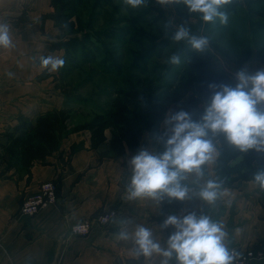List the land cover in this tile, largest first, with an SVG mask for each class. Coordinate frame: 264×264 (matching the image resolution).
<instances>
[{
  "label": "rangeland",
  "instance_id": "1",
  "mask_svg": "<svg viewBox=\"0 0 264 264\" xmlns=\"http://www.w3.org/2000/svg\"><path fill=\"white\" fill-rule=\"evenodd\" d=\"M48 8L32 23L26 20V11L20 13L17 24L33 27V39L28 40L34 45L19 51L13 66L0 70V174L14 171L9 167L12 146L24 124L65 106L73 110L71 128H85L82 131L89 133L99 160L117 159L106 147L112 133L101 118L116 89L138 78L149 79L160 90L158 101L135 111L134 118L144 116L145 120L126 128L127 152L137 153L145 139L155 153L161 151L157 135L164 131L165 113L173 111L163 106L183 66L192 61L189 54L181 51L182 47H190L187 42L172 39L179 25L187 27L191 34L208 38L212 63L223 76L226 72L221 62L226 59L231 67L248 65L255 58L264 63V0H231L222 9L227 23H221L219 18L205 22L199 13H189L183 3L162 6L159 0H147L146 6L138 9L125 7L122 0H49ZM173 54L181 57L179 65L168 62ZM42 55L60 56L65 64L50 73L40 67ZM224 79L227 81L225 76ZM155 119L159 120L158 128L151 132L148 126ZM79 149L80 145H73L62 157L56 154L59 164L66 166ZM207 169L208 165L205 176H209ZM257 171L258 165L249 154L232 156L220 152L214 176H253ZM56 182L60 192V183ZM182 205L183 202H167L164 208Z\"/></svg>",
  "mask_w": 264,
  "mask_h": 264
},
{
  "label": "crops",
  "instance_id": "2",
  "mask_svg": "<svg viewBox=\"0 0 264 264\" xmlns=\"http://www.w3.org/2000/svg\"><path fill=\"white\" fill-rule=\"evenodd\" d=\"M48 7L49 0H0V22L9 24L15 44L11 49L0 48V70L13 66L19 51L25 52L29 45H34L28 40L33 39V27L28 23L17 24L20 13L26 11V20L32 23L35 18L42 17ZM40 43H44L43 40ZM224 61L221 62L226 72L224 76L233 85L234 74L241 67H247L250 72L264 67L257 58L245 66L231 67L228 59ZM27 62L25 59V66ZM2 97L0 90L1 100ZM73 145H80L81 149L66 166L60 165L55 155L47 164L37 163L30 175H19L15 170L0 174V264H160L162 257L159 255L136 258L132 254L131 241L118 239L122 221H131L127 225L129 230L135 224L151 228L162 246H166L172 228L161 230L164 219L192 211L199 214L201 209L223 225L228 248L256 247L264 243L262 191L255 181L240 180L234 187L221 188L213 205H204L193 198L183 202L180 208L165 209L162 204L147 200L127 199L126 184L131 176L128 160L136 153L127 152L126 157L100 161L89 133L84 131L65 139L62 151L69 153ZM141 148L155 153L146 139ZM216 162L217 159L208 165L209 176H204L199 183L193 182L194 177L186 182L193 192L207 179L218 177L214 176ZM51 180L60 182L57 202L47 205L35 216L23 215L20 212L23 199L37 194L41 184ZM111 209L117 215L108 228L95 227L84 237L69 236L72 226L99 211ZM170 264H175V260ZM260 264H264V258Z\"/></svg>",
  "mask_w": 264,
  "mask_h": 264
},
{
  "label": "clouds",
  "instance_id": "3",
  "mask_svg": "<svg viewBox=\"0 0 264 264\" xmlns=\"http://www.w3.org/2000/svg\"><path fill=\"white\" fill-rule=\"evenodd\" d=\"M125 7L138 9L146 6L147 0H122ZM162 6L183 3L189 13H199L205 22L219 18L227 23L224 5L231 0H159ZM67 27V24L64 25ZM172 39L186 41L196 52H204L209 41L206 36L191 34L184 25H179ZM13 35L6 22H0V48H14ZM40 67L48 72H57L65 60L57 55L40 56ZM169 63L179 65L181 57L173 54ZM9 76L12 73H8ZM234 85L208 84L209 95L202 106L199 119L191 112L180 109L166 112L164 131L157 135L162 150L153 153L141 148L128 160L131 176L126 184L128 200H147L161 205L163 202H185L193 198L204 205H213L221 194L222 181L209 178L193 192L187 181L194 177L199 183L205 176V166L214 163L220 155L217 144L222 138L240 153L254 150L264 153V67L250 72L241 67L234 74ZM264 191V169L253 175ZM122 221L118 239L131 241L132 254L145 259L154 254L162 257L160 264H234L239 253L230 250L226 243L227 232L221 223L213 221L201 209L181 215H169L160 225L172 228L162 246L153 230L143 224Z\"/></svg>",
  "mask_w": 264,
  "mask_h": 264
},
{
  "label": "trees",
  "instance_id": "4",
  "mask_svg": "<svg viewBox=\"0 0 264 264\" xmlns=\"http://www.w3.org/2000/svg\"><path fill=\"white\" fill-rule=\"evenodd\" d=\"M181 51L189 54L192 61L183 66L180 79L167 96L163 108L170 107L173 109L172 112L182 108L191 112L193 119L198 120L204 99L209 95L208 84H228V82L224 79L223 74L214 67L213 54L208 48L202 53L194 51L191 47H182ZM159 90V87L155 88L152 82L146 78L127 80L125 87L116 89L109 109L101 118L103 126L111 129L112 136L106 147L113 157H126L128 149L126 128L139 120H145L144 116L138 119L134 118L135 111L147 107L151 101H158ZM72 115L73 110L65 106L62 109L42 113L35 118L34 122L24 124L19 136L13 142L10 170L14 169L19 175H30L31 169L37 163L47 164L48 159L56 154L62 157L64 155V151H62L64 140L85 129L84 127L71 128ZM158 121L155 119L148 126L151 132L158 128ZM220 141L217 146L222 154L225 152L232 156L249 154L253 163L258 165L259 170L264 169V153L254 150L240 153L232 146L223 143L222 138ZM220 180L223 182L222 188H231L237 181H254V178L253 176H221ZM261 199L264 206V191H262ZM166 204L167 202L164 203V207Z\"/></svg>",
  "mask_w": 264,
  "mask_h": 264
},
{
  "label": "built area",
  "instance_id": "5",
  "mask_svg": "<svg viewBox=\"0 0 264 264\" xmlns=\"http://www.w3.org/2000/svg\"><path fill=\"white\" fill-rule=\"evenodd\" d=\"M58 200V184L56 180L47 181L41 184L37 194L23 199L20 212L25 216H35L41 209L50 204H55ZM117 215L113 209L107 210L72 226L69 236H88L95 227L108 228L112 219ZM230 250L239 253V257L234 264H260L264 258V243L258 246H232Z\"/></svg>",
  "mask_w": 264,
  "mask_h": 264
}]
</instances>
